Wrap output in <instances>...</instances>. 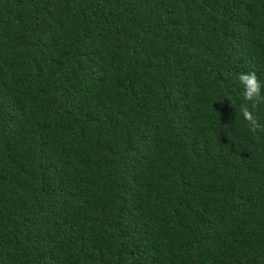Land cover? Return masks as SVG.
<instances>
[{
  "label": "trees",
  "instance_id": "trees-1",
  "mask_svg": "<svg viewBox=\"0 0 264 264\" xmlns=\"http://www.w3.org/2000/svg\"><path fill=\"white\" fill-rule=\"evenodd\" d=\"M264 0H0V264H264Z\"/></svg>",
  "mask_w": 264,
  "mask_h": 264
},
{
  "label": "clouds",
  "instance_id": "clouds-1",
  "mask_svg": "<svg viewBox=\"0 0 264 264\" xmlns=\"http://www.w3.org/2000/svg\"><path fill=\"white\" fill-rule=\"evenodd\" d=\"M237 79L244 86L243 97L245 101L251 102L253 108L264 104V81L258 78L255 71L241 73ZM240 113L251 131L255 132L258 128L264 130V125L260 124L247 104L241 106Z\"/></svg>",
  "mask_w": 264,
  "mask_h": 264
}]
</instances>
